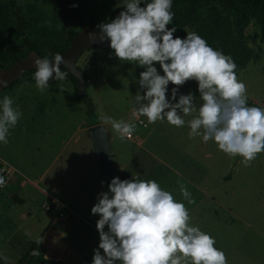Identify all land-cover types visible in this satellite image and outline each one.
<instances>
[{
	"label": "rangeland",
	"instance_id": "374dc122",
	"mask_svg": "<svg viewBox=\"0 0 264 264\" xmlns=\"http://www.w3.org/2000/svg\"><path fill=\"white\" fill-rule=\"evenodd\" d=\"M123 2L80 0L77 7L88 26L96 27L101 22H110L124 10ZM73 28L79 31L69 10L42 0H0V56L4 64L9 58L24 53L27 41L34 42L44 56H50L54 49L65 44L67 33ZM113 51L92 48L78 58L76 66L83 70L86 80L84 98L77 96L72 83L65 80L51 83L44 91L25 81L12 90L0 92L1 98L13 97V106L22 113L9 130L8 142L0 143V159L7 164L6 160L15 161L37 183L38 162L46 155L43 150L52 147L54 136L63 135L67 139V132L71 135L85 123L89 124L91 116L98 118L106 129L110 153H118L115 165L124 168L123 172H117L119 178L154 179L174 199L183 201L189 212V223L214 237L215 247L223 250L227 264H264V152L245 165L242 157L226 154L212 140L190 138L187 121L191 116L184 117L186 123L181 127L166 120L149 123L145 116L134 111L138 106L133 104L137 91L143 95L137 81L145 67L120 61ZM259 55L256 62L236 75L246 85L247 104L264 107V51ZM153 64L163 75L159 63ZM197 83L194 79L179 86L169 82L168 89L170 92L177 87V96L191 92L199 104ZM87 101L93 105L92 112ZM102 114L134 123L131 140L122 139L109 123L101 121ZM76 136L80 141L74 143L72 137L66 152L82 149L87 135L76 133ZM181 184L191 193L194 203L189 204L182 197ZM22 192L23 202H16L13 192L5 201L10 209L0 214V252L11 254L10 264L24 254L22 217L27 209L35 211L32 207L36 206L39 196L29 185ZM28 192L30 197L26 195ZM33 216L29 219L31 222L38 213ZM19 226L22 229L18 231ZM98 242L99 235L92 248L83 249L86 264H91Z\"/></svg>",
	"mask_w": 264,
	"mask_h": 264
},
{
	"label": "clouds",
	"instance_id": "9594fccd",
	"mask_svg": "<svg viewBox=\"0 0 264 264\" xmlns=\"http://www.w3.org/2000/svg\"><path fill=\"white\" fill-rule=\"evenodd\" d=\"M122 5L124 10L115 18L96 26L99 33L95 36L101 42L107 39L120 61L145 67L137 81L143 95L137 91L133 97L134 106H138L134 111L149 123L166 120L176 127L185 125L184 117L191 116L187 121L190 138L212 140L226 154L242 157L245 165L264 152V107L247 104L246 85L237 79L231 56L213 49L195 31L185 30V37L174 38L175 25L166 27L173 22L172 0H124ZM153 62L159 63L163 75ZM64 63L59 53L52 59L35 56L36 88L48 89L49 78L65 80ZM190 79L198 82L199 104L191 92L177 96V87L169 92V82L179 86ZM6 84L0 79V87ZM13 105V97L0 99V143L8 142L9 130L22 115ZM100 120L109 123L122 139L135 131L131 122L104 114ZM4 184L0 176V186ZM107 189L98 193L90 209L91 214L99 215L95 223L99 242L91 264H227L214 237L191 225L183 201L174 199L156 180L112 177ZM180 193L189 204L194 203L183 184ZM40 241L41 237L35 243ZM31 254L40 251L35 248Z\"/></svg>",
	"mask_w": 264,
	"mask_h": 264
},
{
	"label": "crops",
	"instance_id": "0c3cea01",
	"mask_svg": "<svg viewBox=\"0 0 264 264\" xmlns=\"http://www.w3.org/2000/svg\"><path fill=\"white\" fill-rule=\"evenodd\" d=\"M92 126L85 123L84 127L75 130L71 135L67 132V139L65 136L62 137L63 135L54 136L52 147L43 150L46 155L38 162L37 183L29 179L25 168L13 160L10 162L5 159L16 173L9 181L10 188H6L4 194L0 195V214L10 209L8 202L5 201L13 192L14 200L19 203L23 202L21 194L27 185L39 194L36 206L32 207L35 211L27 209L22 217L25 226L24 253L41 237L36 247L42 251L46 259L61 260L66 264H86L84 253L92 248L98 239L95 223L99 215L91 214L90 209L96 203L98 193L108 190L87 134V130ZM76 133H85L86 142L84 141L80 151L74 149L66 152V146L72 137L74 143L80 141ZM58 145L61 146L59 150ZM139 149L138 147L136 150ZM117 154L113 153L114 165ZM115 168L116 172L124 171L122 165H115ZM26 195L31 196L29 192ZM34 213H38V216L31 222L29 219L34 218ZM20 229L22 227H17L18 231ZM104 229L107 230V225ZM83 249L86 250L83 252ZM9 255L11 254L0 252V258L3 257L1 259L10 264L12 261Z\"/></svg>",
	"mask_w": 264,
	"mask_h": 264
},
{
	"label": "trees",
	"instance_id": "16d2710c",
	"mask_svg": "<svg viewBox=\"0 0 264 264\" xmlns=\"http://www.w3.org/2000/svg\"><path fill=\"white\" fill-rule=\"evenodd\" d=\"M42 1L54 7L69 10L74 17L77 30L80 31L83 26H88L78 7L72 6L77 5L80 0ZM171 11L174 13L173 22L166 27L175 25L174 38L177 36L183 38L186 31H195L213 49L231 56L237 66L236 74L245 70L252 62H256L260 57L259 52L264 51V0H172ZM247 29L249 33L246 32ZM79 31L70 29L65 44L54 49L47 57L51 59L54 54L63 53ZM31 52L37 53L42 58L45 57L34 42L27 41L25 52L9 58L7 63L4 64V58L0 56V70L7 69L15 61ZM61 70L66 71L64 68ZM33 73L34 71L26 72L18 82L6 90H12L25 81L35 84ZM65 81L72 83L74 92L78 96L74 78L68 74ZM57 82L60 80H54V83ZM0 99H2L1 94ZM87 104L89 111L92 112V103L87 101ZM90 124L98 125L99 119L91 116ZM35 248H37L36 244L32 245L14 264H66L61 260L46 259L40 249H38L39 255H32V250ZM0 264L9 263L0 258Z\"/></svg>",
	"mask_w": 264,
	"mask_h": 264
},
{
	"label": "water",
	"instance_id": "95a60500",
	"mask_svg": "<svg viewBox=\"0 0 264 264\" xmlns=\"http://www.w3.org/2000/svg\"><path fill=\"white\" fill-rule=\"evenodd\" d=\"M246 32L249 33V29H247ZM90 33H92V35H90ZM98 33L99 29L83 26L77 35L72 38L68 48L63 53H60L65 61V63L61 65V68H64L68 74L74 78L75 87L80 98L85 97L86 80L83 70L76 66L78 58H80L84 52L92 48L111 49L107 39L101 42L98 37L95 36ZM35 56L39 55L35 52H31L27 56L15 61L7 69L0 70V79L7 82L5 87H0V92L18 82L26 72L35 71V65L32 64V60ZM53 82L54 80L49 78L48 83L51 84ZM101 129H103V131ZM87 134L92 142L94 154L98 158L101 174L108 185L111 178L118 177V175L114 165L115 156L110 153L106 129L101 124L94 125L87 130ZM120 179L123 180L122 178Z\"/></svg>",
	"mask_w": 264,
	"mask_h": 264
},
{
	"label": "built area",
	"instance_id": "2783aa9c",
	"mask_svg": "<svg viewBox=\"0 0 264 264\" xmlns=\"http://www.w3.org/2000/svg\"><path fill=\"white\" fill-rule=\"evenodd\" d=\"M137 118V116H135ZM127 139H131L132 135L129 137H126ZM16 173V170L7 164L5 161L0 159V176H3L5 179V184L3 186H0V194L4 192L9 184V181L11 177Z\"/></svg>",
	"mask_w": 264,
	"mask_h": 264
}]
</instances>
